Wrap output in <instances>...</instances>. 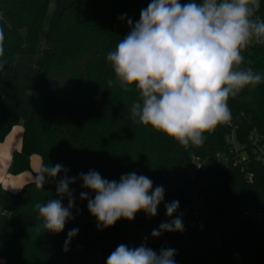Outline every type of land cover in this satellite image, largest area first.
I'll list each match as a JSON object with an SVG mask.
<instances>
[{
	"label": "trees",
	"instance_id": "16d2710c",
	"mask_svg": "<svg viewBox=\"0 0 264 264\" xmlns=\"http://www.w3.org/2000/svg\"><path fill=\"white\" fill-rule=\"evenodd\" d=\"M150 2L69 0L45 24L51 0H0L4 50L0 84L33 102L28 118L21 123V147L12 156L9 173L29 170L30 156L37 154L40 169L60 164L69 170V178L95 170L118 182L121 175L135 172L150 178L153 190L162 186L165 192L155 217L141 211L132 221L120 219L114 226L100 229L88 211V201L80 199V193L87 190L77 180L71 185L74 219L67 221L63 232L54 234L43 227L35 205L58 198L56 183L64 174L40 189L30 181L11 195L6 208L9 216L0 231L3 264H106L120 244L144 245L157 254L161 249H174L176 264H233L231 249L243 252L252 264H264V220H244L236 213L243 204H264V164L252 156L248 142L252 130L264 136V82L229 99L230 122L205 133L201 147L185 149L164 133L135 122L130 108L139 94L134 86L126 92L115 83L107 54L130 31L128 20L139 21L141 10ZM257 15L264 18V0H260ZM43 30L49 45L41 50L39 88L28 92L10 73L16 58L36 52ZM242 54L254 71L264 75V45L254 44ZM19 121L16 105L8 95L2 96L0 141ZM232 131L235 142L246 152L243 162L253 174L252 180L246 179V171L239 165L232 164L191 172L192 155L230 156L226 136ZM194 193L202 207L193 219ZM89 195L94 198L93 193ZM173 201H179V208L172 218L182 217L184 231L152 237L154 229L172 219L166 215L165 204ZM63 204L67 207V198ZM74 228L79 229L78 234L68 241V232Z\"/></svg>",
	"mask_w": 264,
	"mask_h": 264
},
{
	"label": "clouds",
	"instance_id": "9594fccd",
	"mask_svg": "<svg viewBox=\"0 0 264 264\" xmlns=\"http://www.w3.org/2000/svg\"><path fill=\"white\" fill-rule=\"evenodd\" d=\"M259 9L260 0H151L141 10L139 21L133 24L129 19L130 31L108 52L107 61L115 83L126 92L134 86L139 94L130 108L132 119L164 133L185 149L201 147L205 133L230 122L229 99L264 82V75L254 71L242 54L254 44L264 45V18L257 15ZM3 52L0 33V56ZM3 67L0 64V70ZM68 171L60 164L44 165L34 177L40 189L64 174L56 183L58 198L35 205L50 233L63 232L67 221L74 219L71 185L77 180L87 190L80 193V199L88 201V211L100 229L112 227L120 219L132 221L141 211L155 217L164 200V188L153 190L152 180L145 175L133 172L121 175L117 182L95 170L71 178ZM178 208L179 201L165 204L166 215L172 218ZM78 231L70 230L68 241ZM183 231L182 217L176 216L162 222L151 235ZM175 255L171 248L157 254L144 245L120 244L106 264H176Z\"/></svg>",
	"mask_w": 264,
	"mask_h": 264
},
{
	"label": "built area",
	"instance_id": "2783aa9c",
	"mask_svg": "<svg viewBox=\"0 0 264 264\" xmlns=\"http://www.w3.org/2000/svg\"><path fill=\"white\" fill-rule=\"evenodd\" d=\"M226 140L231 143V150L229 153L230 156L220 153L215 154L213 157L206 158H202L198 155H192L189 169L191 172H194L197 170H204L209 165L221 168H226L229 164L239 165L240 170L246 171V179L251 181L253 174L247 171L246 163L243 162L246 159V152L244 149H240V146L235 142L233 131L226 136ZM248 142L250 144L249 150L252 156L257 161L264 164V136L257 133V131L252 130L248 134ZM201 207L202 201L200 197L194 193L191 204V215L193 219L198 216ZM236 213L244 220L262 221L264 220V204H243L237 207ZM230 258L233 264H252L240 250L231 249Z\"/></svg>",
	"mask_w": 264,
	"mask_h": 264
},
{
	"label": "crops",
	"instance_id": "0c3cea01",
	"mask_svg": "<svg viewBox=\"0 0 264 264\" xmlns=\"http://www.w3.org/2000/svg\"><path fill=\"white\" fill-rule=\"evenodd\" d=\"M6 89V87L0 85V99L4 95H8L10 97V99L13 101V103L19 110L20 121L19 124L13 126L7 136L2 141H0V231L4 227L9 216V213L6 208L10 204L11 195L17 192L24 184L33 181L41 165L40 156L32 154L29 160V171L26 170L18 174L9 173V166L11 164L12 156L14 152L19 150L21 147V123L22 121L28 118L33 106V102H29L28 105H25V107L23 108L21 103H19V97L17 95L14 97V95H12ZM1 264H3L2 260Z\"/></svg>",
	"mask_w": 264,
	"mask_h": 264
},
{
	"label": "rangeland",
	"instance_id": "374dc122",
	"mask_svg": "<svg viewBox=\"0 0 264 264\" xmlns=\"http://www.w3.org/2000/svg\"><path fill=\"white\" fill-rule=\"evenodd\" d=\"M68 3L69 0H51V5L49 6L45 18V24L48 22L49 18L52 15L58 14L61 11V9L64 6H66ZM46 45L49 44L44 40V30H43L41 32V40L39 41V45L37 47L36 52L34 54L18 57L13 62L10 78H12V80L17 85L19 84L18 86L21 85V88L22 87L23 89L25 88V90L28 92L38 90L39 83L37 76V68L39 67L41 61V50ZM3 77H4V67L3 70H0V79H3ZM6 90H8L12 95H14V97L16 95L19 97V103H21L23 108L25 107V105H28L29 102L30 103L32 102V100H30V98H28L27 96L19 95L15 92L10 91L8 88ZM190 223L192 222H189V224ZM0 264H1V259H0Z\"/></svg>",
	"mask_w": 264,
	"mask_h": 264
},
{
	"label": "water",
	"instance_id": "95a60500",
	"mask_svg": "<svg viewBox=\"0 0 264 264\" xmlns=\"http://www.w3.org/2000/svg\"><path fill=\"white\" fill-rule=\"evenodd\" d=\"M134 242H137V241H134Z\"/></svg>",
	"mask_w": 264,
	"mask_h": 264
}]
</instances>
